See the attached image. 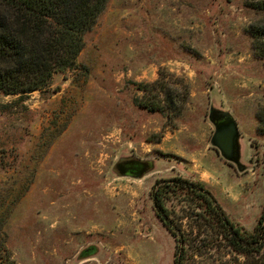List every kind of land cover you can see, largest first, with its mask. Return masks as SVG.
<instances>
[{
	"label": "rangeland",
	"instance_id": "374dc122",
	"mask_svg": "<svg viewBox=\"0 0 264 264\" xmlns=\"http://www.w3.org/2000/svg\"><path fill=\"white\" fill-rule=\"evenodd\" d=\"M260 19L249 0H108L74 68L24 97L0 91V260L175 264L177 238L152 197L175 177L205 182L253 230L264 210V58L248 27ZM212 109L238 122L239 163L211 143ZM127 157L154 166L121 175ZM165 205L189 243L211 239L189 192ZM221 249L189 264H240Z\"/></svg>",
	"mask_w": 264,
	"mask_h": 264
},
{
	"label": "trees",
	"instance_id": "16d2710c",
	"mask_svg": "<svg viewBox=\"0 0 264 264\" xmlns=\"http://www.w3.org/2000/svg\"><path fill=\"white\" fill-rule=\"evenodd\" d=\"M107 2L0 0V91L24 97L48 86L55 73L74 68L86 45L85 36L95 27ZM249 6L262 17L248 27V32L255 54L264 58V0H249ZM175 190L189 192L197 207L203 209L194 214L198 221H206L200 229L203 225L213 231L210 243H189L174 225L165 199L167 193ZM152 197L157 214L177 238L175 264H189L218 246L223 247V253L228 248V253L240 254V264H264L258 257L264 248V210L255 228L249 231L228 216L205 182L181 177L157 182ZM89 255L88 250L81 253L82 258ZM0 264L8 263L1 257Z\"/></svg>",
	"mask_w": 264,
	"mask_h": 264
},
{
	"label": "water",
	"instance_id": "95a60500",
	"mask_svg": "<svg viewBox=\"0 0 264 264\" xmlns=\"http://www.w3.org/2000/svg\"><path fill=\"white\" fill-rule=\"evenodd\" d=\"M210 119L215 125V131L211 138L213 146L217 147L223 157L230 161L239 163L241 156L240 129L238 122L230 112L212 109ZM136 174H130L123 169V165H117L118 171L125 176L142 177L147 172L146 165H136ZM125 170V171H124Z\"/></svg>",
	"mask_w": 264,
	"mask_h": 264
},
{
	"label": "flooded vegetation",
	"instance_id": "af4514ba",
	"mask_svg": "<svg viewBox=\"0 0 264 264\" xmlns=\"http://www.w3.org/2000/svg\"><path fill=\"white\" fill-rule=\"evenodd\" d=\"M123 165V169L126 170V172H129L130 174H136V165H146V169L148 171L152 170L153 166H154V162L153 161H150V160H141V159H138V158H134V157H127V158H123L121 160H119L117 163H116V166L117 165ZM124 170V171H125ZM122 175V174H121ZM134 177V176H132Z\"/></svg>",
	"mask_w": 264,
	"mask_h": 264
}]
</instances>
